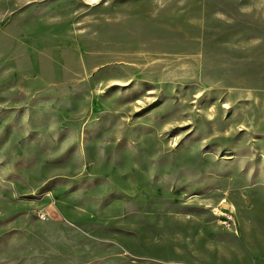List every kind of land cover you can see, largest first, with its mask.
Wrapping results in <instances>:
<instances>
[{"label":"rangeland","instance_id":"rangeland-1","mask_svg":"<svg viewBox=\"0 0 264 264\" xmlns=\"http://www.w3.org/2000/svg\"><path fill=\"white\" fill-rule=\"evenodd\" d=\"M0 264H264V0H0Z\"/></svg>","mask_w":264,"mask_h":264},{"label":"built area","instance_id":"built-area-1","mask_svg":"<svg viewBox=\"0 0 264 264\" xmlns=\"http://www.w3.org/2000/svg\"><path fill=\"white\" fill-rule=\"evenodd\" d=\"M227 219H229V217Z\"/></svg>","mask_w":264,"mask_h":264}]
</instances>
